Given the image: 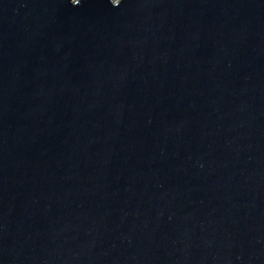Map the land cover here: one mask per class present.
<instances>
[{
	"label": "water",
	"instance_id": "obj_1",
	"mask_svg": "<svg viewBox=\"0 0 264 264\" xmlns=\"http://www.w3.org/2000/svg\"><path fill=\"white\" fill-rule=\"evenodd\" d=\"M0 264H264V0H0Z\"/></svg>",
	"mask_w": 264,
	"mask_h": 264
}]
</instances>
